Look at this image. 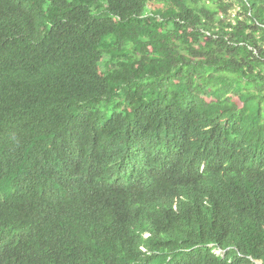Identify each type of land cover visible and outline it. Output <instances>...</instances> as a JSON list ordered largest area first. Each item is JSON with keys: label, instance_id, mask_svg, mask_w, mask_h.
Instances as JSON below:
<instances>
[{"label": "trees", "instance_id": "16d2710c", "mask_svg": "<svg viewBox=\"0 0 264 264\" xmlns=\"http://www.w3.org/2000/svg\"><path fill=\"white\" fill-rule=\"evenodd\" d=\"M138 124L168 171L114 158ZM256 262L264 0H0V264Z\"/></svg>", "mask_w": 264, "mask_h": 264}, {"label": "clouds", "instance_id": "9594fccd", "mask_svg": "<svg viewBox=\"0 0 264 264\" xmlns=\"http://www.w3.org/2000/svg\"><path fill=\"white\" fill-rule=\"evenodd\" d=\"M118 133L115 134L113 156L131 175L153 177L172 166L179 147L171 136L164 134L160 139V132L139 124L125 127ZM214 253L222 256L224 251L214 250Z\"/></svg>", "mask_w": 264, "mask_h": 264}]
</instances>
